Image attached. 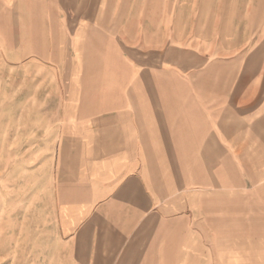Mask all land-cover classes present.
<instances>
[{"label": "crops", "instance_id": "crops-1", "mask_svg": "<svg viewBox=\"0 0 264 264\" xmlns=\"http://www.w3.org/2000/svg\"><path fill=\"white\" fill-rule=\"evenodd\" d=\"M74 3L34 99L59 175L78 189L69 205L77 243L90 244L84 260L184 264L195 259L189 239L181 257L167 251L179 228L192 237L197 218L246 196L247 181L264 211V0Z\"/></svg>", "mask_w": 264, "mask_h": 264}, {"label": "rangeland", "instance_id": "rangeland-1", "mask_svg": "<svg viewBox=\"0 0 264 264\" xmlns=\"http://www.w3.org/2000/svg\"><path fill=\"white\" fill-rule=\"evenodd\" d=\"M74 1L0 0V264H87L90 244L77 243L80 213L69 205L78 189L59 175V149L49 146L44 131L43 100L34 99L44 92L34 76L60 58L70 38L59 17L80 9ZM67 22L71 32L75 21ZM250 183L242 200L229 199L221 211L197 218L192 237L180 227L167 251L181 257L189 239L195 259L185 254L184 264H264V211H257ZM239 238L245 248L235 244Z\"/></svg>", "mask_w": 264, "mask_h": 264}]
</instances>
